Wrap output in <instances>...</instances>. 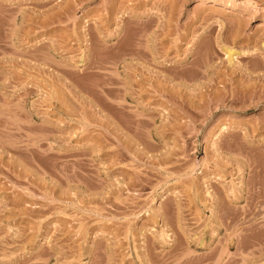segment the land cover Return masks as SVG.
<instances>
[{
  "label": "rangeland",
  "instance_id": "1",
  "mask_svg": "<svg viewBox=\"0 0 264 264\" xmlns=\"http://www.w3.org/2000/svg\"><path fill=\"white\" fill-rule=\"evenodd\" d=\"M0 264H264V0H0Z\"/></svg>",
  "mask_w": 264,
  "mask_h": 264
},
{
  "label": "bare ground",
  "instance_id": "2",
  "mask_svg": "<svg viewBox=\"0 0 264 264\" xmlns=\"http://www.w3.org/2000/svg\"><path fill=\"white\" fill-rule=\"evenodd\" d=\"M244 1H247V2H249V3H252V2H254V0H244ZM256 2V1H255ZM224 48V47H223ZM226 52L228 53V58H229V60L232 58V56L234 55V53H236V52H232V50H226ZM230 62V61H229ZM91 64H89V66H90ZM88 66V67H89ZM187 76V75H186ZM192 78V77H191ZM251 210V209H250ZM202 241V240H201Z\"/></svg>",
  "mask_w": 264,
  "mask_h": 264
}]
</instances>
